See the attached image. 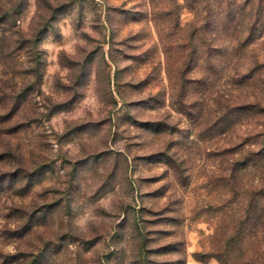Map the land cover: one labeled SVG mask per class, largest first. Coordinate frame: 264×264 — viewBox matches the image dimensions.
Wrapping results in <instances>:
<instances>
[{"label": "rangeland", "instance_id": "374dc122", "mask_svg": "<svg viewBox=\"0 0 264 264\" xmlns=\"http://www.w3.org/2000/svg\"><path fill=\"white\" fill-rule=\"evenodd\" d=\"M0 264H264V0H0Z\"/></svg>", "mask_w": 264, "mask_h": 264}]
</instances>
